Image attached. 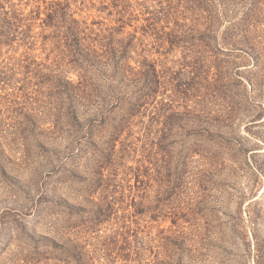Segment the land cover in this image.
<instances>
[{
    "label": "rangeland",
    "instance_id": "374dc122",
    "mask_svg": "<svg viewBox=\"0 0 264 264\" xmlns=\"http://www.w3.org/2000/svg\"><path fill=\"white\" fill-rule=\"evenodd\" d=\"M0 264H264V0H0Z\"/></svg>",
    "mask_w": 264,
    "mask_h": 264
},
{
    "label": "trees",
    "instance_id": "16d2710c",
    "mask_svg": "<svg viewBox=\"0 0 264 264\" xmlns=\"http://www.w3.org/2000/svg\"><path fill=\"white\" fill-rule=\"evenodd\" d=\"M62 11L63 10L61 8L60 3L49 4L48 12L46 14V19L43 21L42 27L49 28V26H51L55 22L56 19L64 17L62 14L63 13ZM23 23H27V21L24 20L22 24ZM30 26H31L30 24L27 25V27H30Z\"/></svg>",
    "mask_w": 264,
    "mask_h": 264
}]
</instances>
